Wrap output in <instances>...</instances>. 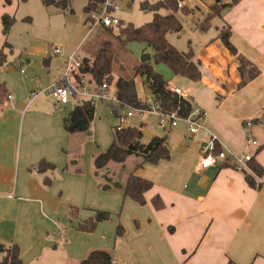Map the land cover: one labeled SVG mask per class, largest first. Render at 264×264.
Listing matches in <instances>:
<instances>
[{
    "label": "crops",
    "instance_id": "crops-1",
    "mask_svg": "<svg viewBox=\"0 0 264 264\" xmlns=\"http://www.w3.org/2000/svg\"><path fill=\"white\" fill-rule=\"evenodd\" d=\"M11 6L0 0V47L7 39L2 16H14ZM218 18L221 28L230 26L238 52L260 73L240 87L239 60L218 36L193 51L200 79L176 75L171 85L205 112L203 127L191 133L181 122L155 135L137 126L144 143L166 135L169 148V158L156 163L128 156L137 159L129 172L140 164L136 175L153 183L143 202L124 197L119 188H102L95 155L89 159L86 148L82 153V140L77 141L81 133L64 129L69 103L44 91L63 76L69 55L59 58L51 49L38 92L35 61L32 74L22 68L15 80L9 64L0 69V83L10 95L0 104V240L17 244L24 264H80L94 249L113 250L121 264H264V176L255 189L242 168L226 166V161L200 169L202 149L212 133L227 154L252 153L264 167V0H240ZM23 54L45 53L27 48ZM42 160L56 168L34 169ZM87 206L119 210L124 233L114 237L106 221L93 232L80 231L79 223L94 215ZM70 208L78 209L72 218Z\"/></svg>",
    "mask_w": 264,
    "mask_h": 264
},
{
    "label": "trees",
    "instance_id": "trees-1",
    "mask_svg": "<svg viewBox=\"0 0 264 264\" xmlns=\"http://www.w3.org/2000/svg\"><path fill=\"white\" fill-rule=\"evenodd\" d=\"M8 3L10 0H6ZM104 0H88L85 6V12L88 20L92 11H97ZM240 0H230L227 3L223 0H215L211 5V13L206 16L204 24L207 28L210 20L230 10ZM46 6L56 5L61 9L68 8L67 0H42ZM186 5V4H185ZM178 7L176 0H160L156 3H151L145 0L142 3L143 8L153 12V19L142 25L135 26L132 23H125L123 20L115 27H105L107 31L113 33L115 29L119 31L116 35L121 43L138 40L147 43L154 50V58L158 62L166 63L174 72L175 75L184 76L190 80L196 81L201 77L198 64L195 61V54L192 50L180 51L175 48L167 39L168 32H177L181 29V21L177 16V11L182 9L184 13L190 12L186 6ZM170 9L169 13L161 14L160 8ZM15 23V17L9 14L2 16L3 34L7 38L9 32ZM226 30L221 29L217 38H219L227 50L236 55L239 60V71L241 74V81L239 86L246 85L249 81L255 78L260 70L245 56L240 54L237 48L232 43L230 26H226ZM92 28V27H91ZM6 48H11V44L6 39L5 45L0 47V69L10 64L8 60V53ZM93 63H89L87 57L84 58L82 66L83 72L90 73L92 79L100 86L104 81L110 82L113 80V72L115 67L116 55L111 48L109 42L102 47L98 53L92 58ZM136 77H140L143 84L150 91L152 97V104L156 105L162 112L171 113L177 111L179 115L186 116L194 110V103L192 97L189 95L183 96L172 89V85L167 81L162 74L154 70L149 61H142L135 66L132 76H119L115 81V90L122 105H130L136 107H147L146 101H143L138 94ZM9 90L4 83H0V104L8 98ZM76 105L63 118L64 129L71 133H85L91 134V126L95 115V102L91 100H81L75 102ZM151 105V104H150ZM115 111V110H114ZM118 111V110H117ZM116 112V111H115ZM143 130L140 127L127 125L120 130L113 128V140L106 150L94 156L95 175L99 176V170L104 169L110 162L123 163L130 155H137L143 158V161L156 163L162 159L169 158V148L167 143V136H153L148 143H144ZM221 149L217 147L216 153ZM77 162L76 160H74ZM226 166L238 168L235 162L226 161ZM139 164L137 166L140 167ZM248 168H242L245 180L249 186L260 189L263 184L262 178L264 176V167L256 160L251 158L247 161ZM56 166L46 160L39 162L34 167L36 170H52ZM129 173L128 178L123 181L111 182L109 179L103 181L101 186L104 190L119 188L122 190L124 197L132 198L138 202L144 201V193L149 190L153 183L151 180L136 175L135 171ZM76 211L78 209L74 208ZM70 208L68 215L72 218L75 215V210ZM113 213L107 210L96 209L94 215L81 221L78 229L84 232H93L98 224L110 220ZM124 233L122 224L117 225L116 236ZM0 264H24L20 249L17 244H5L0 240ZM80 264H121L117 261L113 250L109 249H94L87 257L80 261Z\"/></svg>",
    "mask_w": 264,
    "mask_h": 264
},
{
    "label": "rangeland",
    "instance_id": "rangeland-1",
    "mask_svg": "<svg viewBox=\"0 0 264 264\" xmlns=\"http://www.w3.org/2000/svg\"><path fill=\"white\" fill-rule=\"evenodd\" d=\"M68 8L61 9L56 5L46 6L42 0H10L15 16V23L7 37L11 43V48H7L8 60L11 62L9 70L12 72L14 80L17 75L21 76L20 69H25L27 74H32L33 68L30 64L35 61L36 74L35 92H38L43 74L48 71V59L53 46H59L62 50L59 55H71L78 52L81 56H95L98 51L109 42L116 55L113 80L110 82L111 91L114 90L115 81L121 75L130 77L134 73L136 65L142 62V57L149 54L148 60L154 70L163 75L170 83H174L176 75L172 69L163 62H158L154 58L155 50L147 43L133 40L121 43L116 35L119 31L115 29L113 33L106 30L103 25H95L92 28L85 12L88 0H67ZM145 0H118V8L114 15L125 23H132L135 26H142L153 19V12L143 8ZM151 3L160 0H148ZM230 0H223L227 3ZM6 2V0H4ZM185 6L190 12L187 14L179 9L177 16L181 21V29L177 32H168V41L180 51H195L205 42L214 39L221 31V21L217 17L210 20L209 26L202 29L207 21L206 16L211 13V5L215 0H185ZM8 3V2H7ZM170 9L160 8L161 14L169 13ZM207 12L204 16V13ZM200 24V25H199ZM226 26L223 29L226 30ZM26 48V49H25ZM27 48L43 50L45 54L36 56H25L23 53ZM137 91L143 101L152 104L150 91L143 84L140 77H136ZM181 85V84H179ZM40 86V87H39ZM40 91V90H39ZM71 101V102H70ZM66 109H72L76 105L71 99ZM106 101H96L95 117L92 122V134L86 136L78 134L77 137L83 142L82 153L90 159L96 153L102 152L112 141L113 128L119 122L118 114L108 105ZM64 111V108H62ZM131 123V124H130ZM128 125H135L149 129L155 135H160L163 131L160 126V116L155 113H147L144 117H134L128 120ZM74 143V142H73ZM84 145H86L84 147ZM84 150V151H83ZM136 157H130L124 164L110 163L104 169L99 170V176L103 181L109 179L111 182H122V176L131 171L132 165H136ZM92 206H87L89 212L95 211ZM93 209V210H92ZM113 213L112 218L106 221V226L112 229L113 236H116L117 225L122 224L119 215L120 211L101 208ZM86 211V212H88ZM124 226V225H123ZM117 237V236H116Z\"/></svg>",
    "mask_w": 264,
    "mask_h": 264
},
{
    "label": "built area",
    "instance_id": "built-area-1",
    "mask_svg": "<svg viewBox=\"0 0 264 264\" xmlns=\"http://www.w3.org/2000/svg\"><path fill=\"white\" fill-rule=\"evenodd\" d=\"M178 7L185 5V0H176ZM118 8V0H104L97 11L90 13L89 19L92 27L95 25H103L105 27L117 26L121 19L114 15V11ZM52 52L56 55L61 54L62 50L59 46H53ZM84 58L77 51L67 57L66 70L63 76L60 77L51 86L44 91L51 94L53 98L61 103L67 104L71 99L75 101L91 100L106 101L108 105L118 114L119 122L115 129L120 130L127 126L128 120L134 117L142 118L147 113H155L160 116V126L164 129H169L177 126L179 123L184 122L191 133L198 132L203 127V120L205 112L200 108L194 110L186 116L179 115L177 111L171 113L162 112L156 105L151 104L147 107H136L130 105H122V102L117 96L116 90L111 91L110 84L104 81L100 86L92 79L90 73L83 72L82 66ZM89 63L92 64V58H88ZM172 89L180 95L186 94L177 87ZM43 91V92H44ZM10 97V95H8ZM118 110V111H117ZM247 123V125H249ZM218 136L211 134L208 146L202 149V156L200 160V169H205L209 166L221 163L223 161L235 162L238 168H248L247 161L253 158L252 153H244L236 155L233 153L227 154L224 150L216 153V141ZM248 140L251 144L257 145L258 141L255 138Z\"/></svg>",
    "mask_w": 264,
    "mask_h": 264
},
{
    "label": "water",
    "instance_id": "water-1",
    "mask_svg": "<svg viewBox=\"0 0 264 264\" xmlns=\"http://www.w3.org/2000/svg\"><path fill=\"white\" fill-rule=\"evenodd\" d=\"M150 55L149 54H145V55H143V57H142V61L144 62V61H148L149 59H150ZM145 134H148V133H146L145 132Z\"/></svg>",
    "mask_w": 264,
    "mask_h": 264
}]
</instances>
